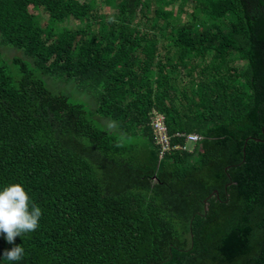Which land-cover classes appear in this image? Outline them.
<instances>
[{
  "label": "trees",
  "instance_id": "16d2710c",
  "mask_svg": "<svg viewBox=\"0 0 264 264\" xmlns=\"http://www.w3.org/2000/svg\"><path fill=\"white\" fill-rule=\"evenodd\" d=\"M104 1L0 0V189L43 212L16 264H264V0Z\"/></svg>",
  "mask_w": 264,
  "mask_h": 264
},
{
  "label": "clouds",
  "instance_id": "9594fccd",
  "mask_svg": "<svg viewBox=\"0 0 264 264\" xmlns=\"http://www.w3.org/2000/svg\"><path fill=\"white\" fill-rule=\"evenodd\" d=\"M42 215L41 207L23 184L11 183L0 189V236L13 245L0 254L4 261L16 264L24 258V247L15 241L17 237L35 232L40 227Z\"/></svg>",
  "mask_w": 264,
  "mask_h": 264
},
{
  "label": "rangeland",
  "instance_id": "374dc122",
  "mask_svg": "<svg viewBox=\"0 0 264 264\" xmlns=\"http://www.w3.org/2000/svg\"><path fill=\"white\" fill-rule=\"evenodd\" d=\"M96 3H100L102 5L101 9L102 12L101 14L105 17V19H108L110 18L113 14H115L116 12V9H114V7L111 5H105V1L104 0H95ZM184 9L188 12H191L192 11V7L190 5H187L186 7H184ZM174 11H177V8L175 7ZM38 14L40 15L39 18H40V21L46 25L49 20H48V15L45 13V11H43L42 9L38 12ZM185 16L182 17V20H178L179 23L185 21ZM86 24L84 23H81L79 20H75L74 18H69L68 20H66V22L62 25V27H70L72 29H77V28H81V27H85ZM164 41L163 39L161 38L160 39V44H162ZM0 53H2L3 57L4 58H9L11 56H14V55H22L24 54L23 51H19V50H16L14 48H8V47H4V46H0ZM163 54V53H162ZM184 76V75H183ZM183 82H186L187 81V78L184 76L183 77ZM50 82H53V84L59 88L60 90H65V92H68L70 95H72L73 97H77L79 99H83L85 100L91 107H93L95 105V99L94 97L90 96V95H87L83 90H79L76 85L73 83V82H63V81H50ZM181 85L178 84V86ZM161 120V119H160ZM159 126H161L160 123H158ZM160 139V141L162 142V139L163 138H158ZM164 150H165V147H164Z\"/></svg>",
  "mask_w": 264,
  "mask_h": 264
},
{
  "label": "built area",
  "instance_id": "2783aa9c",
  "mask_svg": "<svg viewBox=\"0 0 264 264\" xmlns=\"http://www.w3.org/2000/svg\"><path fill=\"white\" fill-rule=\"evenodd\" d=\"M151 120H152L151 125L154 128V133H155L157 144H159L162 149L161 153H164L165 151H168L171 148H174V149L180 148L179 145H176L173 147L171 146L170 136L168 135L167 128L164 124V118L161 115L155 114ZM158 123H160L161 126H159ZM177 135L184 136L186 142L188 143H196L202 139V137L197 134H189V135L177 134ZM160 137L163 138L162 142L160 141V139H158ZM164 147H165V150H164Z\"/></svg>",
  "mask_w": 264,
  "mask_h": 264
},
{
  "label": "water",
  "instance_id": "95a60500",
  "mask_svg": "<svg viewBox=\"0 0 264 264\" xmlns=\"http://www.w3.org/2000/svg\"><path fill=\"white\" fill-rule=\"evenodd\" d=\"M214 193H217V191H215Z\"/></svg>",
  "mask_w": 264,
  "mask_h": 264
}]
</instances>
